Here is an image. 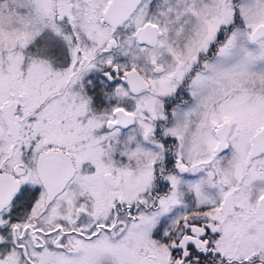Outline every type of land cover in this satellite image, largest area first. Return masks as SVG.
I'll list each match as a JSON object with an SVG mask.
<instances>
[{
    "label": "snow or ice",
    "instance_id": "snow-or-ice-1",
    "mask_svg": "<svg viewBox=\"0 0 264 264\" xmlns=\"http://www.w3.org/2000/svg\"><path fill=\"white\" fill-rule=\"evenodd\" d=\"M0 264H264V0H0Z\"/></svg>",
    "mask_w": 264,
    "mask_h": 264
}]
</instances>
